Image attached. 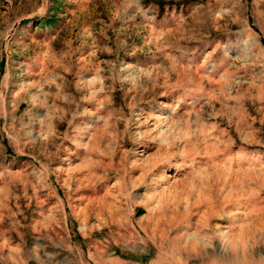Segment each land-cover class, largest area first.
Masks as SVG:
<instances>
[{
    "label": "rangeland",
    "instance_id": "1",
    "mask_svg": "<svg viewBox=\"0 0 264 264\" xmlns=\"http://www.w3.org/2000/svg\"><path fill=\"white\" fill-rule=\"evenodd\" d=\"M0 264H264V0H0Z\"/></svg>",
    "mask_w": 264,
    "mask_h": 264
},
{
    "label": "bare ground",
    "instance_id": "2",
    "mask_svg": "<svg viewBox=\"0 0 264 264\" xmlns=\"http://www.w3.org/2000/svg\"><path fill=\"white\" fill-rule=\"evenodd\" d=\"M91 200V199H90Z\"/></svg>",
    "mask_w": 264,
    "mask_h": 264
}]
</instances>
